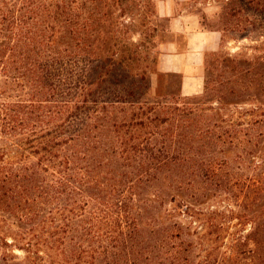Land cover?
<instances>
[{
  "label": "trees",
  "instance_id": "1",
  "mask_svg": "<svg viewBox=\"0 0 264 264\" xmlns=\"http://www.w3.org/2000/svg\"><path fill=\"white\" fill-rule=\"evenodd\" d=\"M119 1L0 0V264L191 262L179 222L145 230L165 202L152 189L167 177L185 193L191 168L217 178L222 162L208 149L237 133L204 128L179 105L192 118L174 124L109 91V73L125 64L112 27Z\"/></svg>",
  "mask_w": 264,
  "mask_h": 264
},
{
  "label": "rangeland",
  "instance_id": "2",
  "mask_svg": "<svg viewBox=\"0 0 264 264\" xmlns=\"http://www.w3.org/2000/svg\"><path fill=\"white\" fill-rule=\"evenodd\" d=\"M254 1L126 0L112 8L118 60L125 64H115L109 73V91L126 101L155 105L174 124L192 118L174 111L179 105L186 112L195 110L204 128L237 133L207 148L209 157L222 162L217 178L191 168L183 177L185 193L176 192L178 182L167 177L152 189L165 202L154 204L143 226L149 233L179 222L191 246L188 264H264V10ZM163 5L171 15L190 17L200 29L222 37L220 49L206 58L207 92L187 103L181 101L178 77L161 73L158 66L174 38L172 17L163 14ZM130 50L135 60L128 65ZM87 69L96 74L97 63ZM5 229V237L10 236ZM15 253L25 258L22 251Z\"/></svg>",
  "mask_w": 264,
  "mask_h": 264
},
{
  "label": "crops",
  "instance_id": "3",
  "mask_svg": "<svg viewBox=\"0 0 264 264\" xmlns=\"http://www.w3.org/2000/svg\"><path fill=\"white\" fill-rule=\"evenodd\" d=\"M164 15L171 16L170 28L174 38L166 44L159 61V70L179 78V93L183 97H195L204 92V64L208 53L217 52L221 46V34L203 30L193 19L183 15L173 16L163 5Z\"/></svg>",
  "mask_w": 264,
  "mask_h": 264
}]
</instances>
